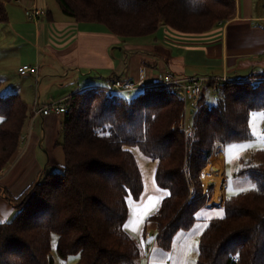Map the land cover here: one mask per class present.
I'll use <instances>...</instances> for the list:
<instances>
[{
    "label": "trees",
    "instance_id": "trees-1",
    "mask_svg": "<svg viewBox=\"0 0 264 264\" xmlns=\"http://www.w3.org/2000/svg\"><path fill=\"white\" fill-rule=\"evenodd\" d=\"M9 1L0 0V22L8 20ZM56 1L75 21L101 23L124 38L153 34L160 25L204 33L237 9L235 0ZM212 85L203 84L190 108L189 134L178 126L184 100L171 85L147 86L130 99L105 87L69 96L65 163L26 188L13 219L0 221V264H54V249L62 259L78 255L75 264H135L140 249L125 225L129 199H140L144 182L134 147L157 161L154 178L166 195L147 220L156 224L157 245L169 250L207 201L200 175L216 146L251 139V113L264 112V71L231 78L215 91ZM28 116L17 93L0 92V173L18 151ZM236 175L255 185L225 197L224 215L199 237L197 264H264V149L239 157ZM0 193L13 203L7 189L0 186Z\"/></svg>",
    "mask_w": 264,
    "mask_h": 264
},
{
    "label": "crops",
    "instance_id": "crops-1",
    "mask_svg": "<svg viewBox=\"0 0 264 264\" xmlns=\"http://www.w3.org/2000/svg\"><path fill=\"white\" fill-rule=\"evenodd\" d=\"M235 1L237 9L234 17L210 31L199 34L184 33L160 25L153 34L130 38L113 34L101 23L77 22L67 15L66 18L54 22L52 12L45 9L43 15L47 16L46 11L50 12L47 16L50 27L41 22L43 15L37 18L40 26L34 33L35 45L37 47L45 45L57 51L66 66H73L85 74L96 71L100 76H88L75 91L61 93L57 97L49 96L47 92L42 97L44 94L40 95L42 93L39 90L38 94L33 93L25 100L21 97L22 93L17 92L29 108V116L22 132L25 140L20 141L14 159L0 174V185L17 198L40 178L48 167L59 168L65 163V152L61 144L64 115L35 113L37 100L46 103L51 99H67L73 93L90 87L110 88L113 80L117 78L136 83L133 88L118 93L137 89L141 91L147 86L156 85L161 75L167 71L176 75L226 73L231 78L247 77L251 73L264 71V24H262L264 12L257 11L256 0ZM9 2L25 6L35 3L41 8L44 7L40 0ZM6 10L7 21L19 19L17 6L10 5ZM44 27H47L46 31ZM54 27L57 28L58 35L54 40L55 44H52L51 31ZM15 39L18 40L19 37ZM24 64L27 63H19L18 68ZM201 67H207V70H204L205 72L198 70ZM41 75L42 79L38 85H42L46 80H52L49 72ZM30 77L34 79V76ZM9 92L12 91H6ZM209 163L219 165L220 174L223 171L221 191H217L215 181L210 182L213 183L211 194L209 193L206 203L197 210L196 221L189 229H182L176 233L169 250L154 243L153 237L145 238L147 231L151 234L157 233L156 224L147 219L159 208L166 191L156 184L154 178L155 184L151 182L144 184L139 200L129 199L126 230L140 249V257L135 264H197L198 241L202 231L211 219L224 215L226 196L224 146H216ZM15 208L16 204L8 202L0 193V221L8 220ZM145 243H154L151 250L145 247ZM53 256L54 264H75L78 259V255L62 259L55 253V249Z\"/></svg>",
    "mask_w": 264,
    "mask_h": 264
},
{
    "label": "rangeland",
    "instance_id": "rangeland-1",
    "mask_svg": "<svg viewBox=\"0 0 264 264\" xmlns=\"http://www.w3.org/2000/svg\"><path fill=\"white\" fill-rule=\"evenodd\" d=\"M40 1L42 3L41 5L44 6L43 7L44 9L52 12L54 22L58 21L61 18L67 17L66 14L62 12L56 0H40ZM10 5L12 7L14 5L17 6L19 19L16 18L14 20V21H18L16 23L10 19L9 21L6 22H0V85H1L0 92L6 93V91H12L17 93L19 91L18 93L20 94L22 93L21 97L24 98L25 100L28 99L33 93L38 94L39 90L40 93H42L40 95L44 94L42 97L46 95V92L49 93V96L51 95L53 97H57L61 93L75 91L77 88L80 87L83 80L87 79L88 76L91 77L100 76V74H98L96 71H93L92 73L88 72L85 74L80 72V70L74 68L73 66H66L59 53L57 51L56 52L53 51L48 46L40 45L37 47L34 42L36 36L34 33L35 30L38 29L40 26V23L37 21L38 19L36 18L30 19L27 17V15L25 14V8H26L25 5H19L18 3L15 2H9L6 8L7 7L9 8ZM256 8L257 11L263 13L264 0H256ZM44 16L45 15H43L41 22H44L50 27V21L47 19V16L45 17ZM36 21L38 23H36ZM262 24H264V21L262 22ZM46 30L47 27H44V31ZM57 35H58L57 28L55 29L54 27L51 31L52 44H55L54 40L57 37ZM17 37H19L18 40L15 39ZM46 43H47V39H46ZM22 62H26L28 65L38 66L39 81L42 79L41 74H44L46 72L51 73L52 80L51 81L46 80L42 85L41 84L38 85V83L35 81V78L31 79L30 77V76H34L33 72H27L26 75L24 74L25 76H22L21 73L18 71V65L19 63ZM198 70L205 72L204 70H207V67H201ZM257 70H259V68H257ZM208 71H215V70H208ZM139 92L140 90L137 89L130 92L129 91L120 92L119 95L124 99H130L136 96ZM213 98L214 95L210 93L209 99L212 100ZM193 122H194L193 115L189 113L186 116V126L191 128ZM250 130L252 133L251 139L242 140V141H233L224 146L225 178H226L225 197L234 196L242 191H246L248 189L253 188L255 185L250 178L236 175V171L238 168L239 157L244 156L250 151L264 149V112L262 110H255L251 113ZM132 150L141 167L144 184L145 183L148 184L149 182L155 184L154 172L157 163L156 159L150 155H145L137 147L132 148ZM209 162L210 160L208 161V163ZM5 168L1 171V173L5 170ZM55 171H59V168L48 167L43 175ZM43 175L42 178L40 179H43L44 177ZM200 179H201V175H200ZM10 196L13 197L12 201L13 203H15L16 202L15 199L17 198H15L11 193ZM208 196L209 194L207 195V198ZM6 199L8 202H11L7 197ZM15 209L16 210L14 211V213L6 221H10L13 219V217L17 213V208ZM156 236L157 233H154V238Z\"/></svg>",
    "mask_w": 264,
    "mask_h": 264
},
{
    "label": "built area",
    "instance_id": "built-area-1",
    "mask_svg": "<svg viewBox=\"0 0 264 264\" xmlns=\"http://www.w3.org/2000/svg\"><path fill=\"white\" fill-rule=\"evenodd\" d=\"M25 14L30 19H37L41 15L45 14V9L39 7L35 3H31L27 5L25 8ZM18 71L21 74H26L27 72H33L35 81L38 83V66L24 64L18 68ZM231 77L226 73L220 75H176L171 72H165L161 75L160 80L156 83V85H171L175 92L184 100L183 112L181 118L178 122L179 128L183 129L187 134L191 132L190 127L186 126V116L190 113V108L193 104H195L202 95L203 84L212 80L213 90H217L220 83L229 81ZM136 85L132 80H121L119 78L113 80L110 88L111 91L119 92L125 89H131ZM69 111V107L66 104V98H58L51 99L46 103H40L38 100L35 103L34 112L41 115H49V114H58L64 115ZM21 141L25 140V136L22 135L20 138ZM202 180V179H201ZM213 184V183H211ZM211 184L206 185L202 181L203 186V194L208 195L210 193ZM153 237L154 243L157 240V236L154 238V234H151L150 231H147L145 234V238L149 239ZM154 243H145V247L148 250H151ZM237 261V258H235Z\"/></svg>",
    "mask_w": 264,
    "mask_h": 264
},
{
    "label": "bare ground",
    "instance_id": "bare-ground-1",
    "mask_svg": "<svg viewBox=\"0 0 264 264\" xmlns=\"http://www.w3.org/2000/svg\"><path fill=\"white\" fill-rule=\"evenodd\" d=\"M222 174V173H221ZM220 174V167L217 164L209 163L201 174L202 181L209 185L210 182L215 181L217 185V191H221L222 177Z\"/></svg>",
    "mask_w": 264,
    "mask_h": 264
},
{
    "label": "water",
    "instance_id": "water-1",
    "mask_svg": "<svg viewBox=\"0 0 264 264\" xmlns=\"http://www.w3.org/2000/svg\"><path fill=\"white\" fill-rule=\"evenodd\" d=\"M193 111V108L191 109V112Z\"/></svg>",
    "mask_w": 264,
    "mask_h": 264
},
{
    "label": "snow or ice",
    "instance_id": "snow-or-ice-1",
    "mask_svg": "<svg viewBox=\"0 0 264 264\" xmlns=\"http://www.w3.org/2000/svg\"><path fill=\"white\" fill-rule=\"evenodd\" d=\"M125 227H127V225H125Z\"/></svg>",
    "mask_w": 264,
    "mask_h": 264
}]
</instances>
